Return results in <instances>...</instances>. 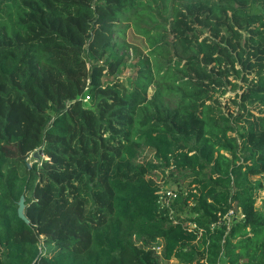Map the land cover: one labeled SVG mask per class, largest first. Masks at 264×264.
I'll list each match as a JSON object with an SVG mask.
<instances>
[{"label":"trees","instance_id":"trees-1","mask_svg":"<svg viewBox=\"0 0 264 264\" xmlns=\"http://www.w3.org/2000/svg\"><path fill=\"white\" fill-rule=\"evenodd\" d=\"M0 88V264H264V0H0Z\"/></svg>","mask_w":264,"mask_h":264},{"label":"rangeland","instance_id":"rangeland-1","mask_svg":"<svg viewBox=\"0 0 264 264\" xmlns=\"http://www.w3.org/2000/svg\"><path fill=\"white\" fill-rule=\"evenodd\" d=\"M127 32L125 33L126 38L125 39H119L120 41H125L127 42V44H129V46H131V48L128 50L127 54L129 56L132 55V49L134 47L138 46V43L141 41L142 39V35H139V30L135 29V26H133L130 22V25L127 29H125ZM162 32H160V36H162ZM150 36H152V38H157L159 37L156 33L155 30L150 31ZM169 40L172 39V36L168 37ZM137 41V42H136ZM158 44L162 43L161 40H159V42H157ZM122 53L119 52V55H121ZM131 64L132 61L128 62L126 65L123 66L122 68V73L124 76H126L130 69H131ZM238 84L240 83L237 82ZM230 88L228 87V92L223 96V97H219L218 101L220 102V105L223 107V111L226 112L227 110L229 111H237V107L233 105V99H234V95L235 93H239V90H236L235 92L233 90H229ZM0 91H2L3 93H6L7 90L6 89H1ZM149 95L152 93V89L148 90ZM166 103L170 106V107H174V101L173 100H167L166 99ZM154 155H153V151H151L150 149H144L139 157H138V162L140 164L145 163L147 161H152L154 160ZM29 163H33L35 161V159L32 158V155L28 158ZM155 161V160H154ZM170 171H173L174 174V178H170L169 176L166 177ZM147 178L152 179L153 181H155L156 183H158L160 186H166V187H170V188H175L177 190L181 191H187L188 190V186H187V180L183 179L182 173H178L175 170L170 169H163V170H154L151 173H149L147 175ZM176 181H175V180ZM253 180H256L257 182H259L262 186L261 190L257 193L256 195V202H255V208L260 211V213L264 216V174L260 175V176H256L253 177ZM189 208H186L185 210H183L181 212V216L182 217H187L189 215ZM233 215V212H232ZM232 217V216H231ZM153 247L157 248L158 246L153 245ZM159 262L160 264H165V261H163L162 257H159ZM168 264H179V262L176 259H172L168 262ZM219 264H227L225 259H221Z\"/></svg>","mask_w":264,"mask_h":264},{"label":"built area","instance_id":"built-area-1","mask_svg":"<svg viewBox=\"0 0 264 264\" xmlns=\"http://www.w3.org/2000/svg\"><path fill=\"white\" fill-rule=\"evenodd\" d=\"M158 184V183H157ZM159 185V184H158ZM160 186V185H159ZM158 209L162 216H167L169 221L172 223V225L180 224L183 228L187 229V231L195 234L196 236H200L202 233V230L198 229L196 224L192 221L187 222H181V219H184L185 217H176L175 215V207L174 203L176 202L178 198V190L175 188H170L166 186H160L158 192ZM191 205V204H190ZM232 216V211H230L227 215H225L222 220H224L229 227V221ZM219 223L210 225V229H214L215 227L219 226ZM156 254L159 255L160 248L155 249Z\"/></svg>","mask_w":264,"mask_h":264},{"label":"water","instance_id":"water-1","mask_svg":"<svg viewBox=\"0 0 264 264\" xmlns=\"http://www.w3.org/2000/svg\"><path fill=\"white\" fill-rule=\"evenodd\" d=\"M41 154L42 152L41 151H36L32 154V158L35 159L36 162H39L41 160ZM18 216L27 222L25 216L23 215V212H22V204H20V207L18 209Z\"/></svg>","mask_w":264,"mask_h":264}]
</instances>
